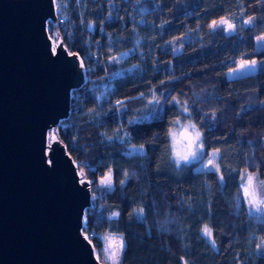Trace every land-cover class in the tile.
Masks as SVG:
<instances>
[{
    "label": "trees",
    "instance_id": "16d2710c",
    "mask_svg": "<svg viewBox=\"0 0 264 264\" xmlns=\"http://www.w3.org/2000/svg\"><path fill=\"white\" fill-rule=\"evenodd\" d=\"M67 16L48 26L82 57L87 82L57 133L92 181L83 232L94 248L115 234L126 245L120 264H264V221L241 188L249 173L264 180V65L228 76L242 59L264 60V0H67ZM249 17L253 26L232 35L208 28ZM106 82L113 88L99 102ZM181 124L201 133L206 155L219 149V172L177 165L171 132ZM109 171L112 189L97 188Z\"/></svg>",
    "mask_w": 264,
    "mask_h": 264
},
{
    "label": "water",
    "instance_id": "95a60500",
    "mask_svg": "<svg viewBox=\"0 0 264 264\" xmlns=\"http://www.w3.org/2000/svg\"><path fill=\"white\" fill-rule=\"evenodd\" d=\"M49 22L54 0H0V264H103L83 233L91 183L57 133L87 70L62 36L52 52Z\"/></svg>",
    "mask_w": 264,
    "mask_h": 264
},
{
    "label": "snow or ice",
    "instance_id": "6c2138e0",
    "mask_svg": "<svg viewBox=\"0 0 264 264\" xmlns=\"http://www.w3.org/2000/svg\"><path fill=\"white\" fill-rule=\"evenodd\" d=\"M253 22H254V18L249 17L247 20L242 21V25H248L249 27H251V26H253ZM208 28L211 30V32L213 34L227 32L228 35H232L233 33L237 32L236 24L232 23L229 19H226V18H221L219 20H212L208 24ZM240 30L242 31L243 27ZM256 40L258 42L264 41V35L256 37ZM53 44H54V47L52 48V52L54 54H58L57 49L62 46V41L58 42L56 39H53ZM64 50L67 51L66 46H64ZM67 54L70 56H72V55L78 56V53L68 52ZM112 61L118 63L119 58L118 57H112ZM79 63H80L81 67H84V62L82 59L79 61ZM260 65H264V60L258 61L255 59H249V60L242 59L240 61L239 68L232 69L230 71L229 75H234L237 72H244V71L255 72L260 67ZM170 99H171L173 104H177V106H178L176 97H171ZM117 104L121 105L122 102L118 101ZM183 111L188 112V109L184 108ZM128 123L132 124V123H135V121H128ZM191 127L193 129L195 128L194 125H191ZM119 135L120 134L117 133V138L119 137ZM171 135H172L173 139L176 141L174 131L171 132ZM180 135H181L180 143L184 142V141H186V143L184 144V147L182 149H177V151L175 153V155L177 157V165L179 166L180 161H184L186 164H190L191 161L198 160V159H199L200 163L203 164V157L206 155V153L203 151L204 144L201 140V133L199 131L190 132L188 130V127L186 126ZM108 139H112V138L109 137ZM141 150H143V146H141ZM218 152H219V149L214 150V152L212 154V158H210L208 160L207 171H215V172L220 171V165L216 164L214 162L218 158L217 157ZM200 170L201 169H197V171H200ZM219 180L221 182H223L224 177L222 174L219 176ZM253 180H254L253 175L250 173L247 174L246 180L244 178H242L241 188H242L244 196L248 197V201H247L248 204L254 206L256 211L259 212L262 210L261 206L264 205V200L257 199L256 189L253 186ZM81 182L85 183V184L92 183V181H83V180ZM99 183L101 185L106 186V187H111V185H112L111 171H109V173L106 176H104L99 181ZM121 183L123 184L124 181H121ZM261 186H264V181H261ZM138 214H140V215L143 214L142 208L138 210ZM113 215L118 216L119 213H114ZM202 236L207 237V238L212 237V229L207 224H205L203 229H202ZM106 239L111 241V243H109L105 247V249H104L105 253H107L110 256V258L113 260L114 264H119L120 254L124 251V249L126 247V245L124 244L123 238L122 237L119 238L118 243L112 237H107ZM210 242L212 243L213 247H215V241L210 240ZM262 242H264V238H262ZM185 264H187V262H185Z\"/></svg>",
    "mask_w": 264,
    "mask_h": 264
},
{
    "label": "rangeland",
    "instance_id": "374dc122",
    "mask_svg": "<svg viewBox=\"0 0 264 264\" xmlns=\"http://www.w3.org/2000/svg\"><path fill=\"white\" fill-rule=\"evenodd\" d=\"M54 1H55V7H56V12H57V15H58V19H60L62 22H65L66 20H68V16H67V0H59V1L54 0ZM244 20H247V19H243V20H239V21H231V22L236 24L237 31H239L242 27L244 28V27L247 26V25H242V21H244ZM47 29H48L49 35H50V37L52 39V42H53V39H56L57 40L58 37L60 36L58 30L51 29L49 26H47ZM137 44L139 45L140 44V41H138ZM256 45H257V49H263L264 48V41H261V42L256 41ZM53 47H54V44H53ZM180 49H181V47H177L176 48V51H179ZM127 56H128V53H125V54H122V55L118 56V58H119V60H121V59H123V58H125ZM239 65H240V62L236 65V67L234 69L239 68ZM256 71L255 72H248V71L237 72L234 75H229V73H230V71H229L228 76L230 78H238V77L246 76V75H249V74H254V73H256ZM112 88H113V84L111 82H106L103 85H101L98 88V95H97L98 101L99 102H103L104 100H106L107 97H108V94L112 90ZM73 96L74 97H77L76 94L73 95ZM151 99H153V96L151 97ZM186 126L188 127V130L190 132H192V131H198L196 128L193 129L191 127V125H187V124L186 125L181 124L174 131H176L179 134L180 132H182L184 130V128ZM172 139H173V137H172ZM185 143H186V141L181 142L178 145L176 143V141L173 139V150H174V156H175L176 160H177V157H176L175 153H176L177 149H182L184 147V144ZM213 152L214 151H210L206 156L203 157V164L200 163L199 159L198 160H194V161H198L199 162L196 170L197 169H201L200 171H207L208 160L210 158H212ZM130 153H144V151L141 150L140 147L133 146V147L130 148ZM217 157H218V153H217ZM180 162H184V161H180ZM214 162L216 164H218V158ZM75 163L77 164V162H75ZM77 166H78V164H77ZM79 174L82 175L81 171H79ZM250 174H252L253 177H254L253 186L256 189L257 199L264 200V186H261V181H264V180H261L259 178V176L257 174H255V173H250ZM99 181H98V184L96 185L97 188L112 189L113 184L111 185V187H106L104 185H101L99 183ZM243 198H244V200H245V202H246V204L248 206L249 212L252 215L256 216V218L261 219V220L264 221V205L261 206V209L262 210L259 211V212H257L254 206L248 204V202H247L248 201V197L244 196V194H243ZM83 224H85V219L83 220ZM83 233L86 235L85 232H83ZM107 237H112L114 240H116L117 243L119 242V238H121V237H119V236H117L115 234H105V235H103L102 236V243H103L102 249L101 250H97V249L94 248V252H95V255H96L97 259H99L103 264H114V262L110 258V256L107 253H105V251H104L105 247L109 243H111V241H109V240L106 239ZM121 254H120V257H119V264H120Z\"/></svg>",
    "mask_w": 264,
    "mask_h": 264
},
{
    "label": "clouds",
    "instance_id": "9594fccd",
    "mask_svg": "<svg viewBox=\"0 0 264 264\" xmlns=\"http://www.w3.org/2000/svg\"><path fill=\"white\" fill-rule=\"evenodd\" d=\"M175 137H176V143L179 145L181 140V132L178 134L176 131H174Z\"/></svg>",
    "mask_w": 264,
    "mask_h": 264
},
{
    "label": "built area",
    "instance_id": "2783aa9c",
    "mask_svg": "<svg viewBox=\"0 0 264 264\" xmlns=\"http://www.w3.org/2000/svg\"><path fill=\"white\" fill-rule=\"evenodd\" d=\"M87 237V239H89V236L86 234L85 235ZM263 238H264V231H263ZM90 240V239H89Z\"/></svg>",
    "mask_w": 264,
    "mask_h": 264
}]
</instances>
